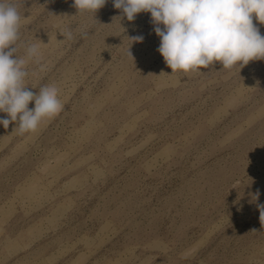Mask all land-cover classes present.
I'll return each instance as SVG.
<instances>
[{"label": "rangeland", "instance_id": "obj_1", "mask_svg": "<svg viewBox=\"0 0 264 264\" xmlns=\"http://www.w3.org/2000/svg\"><path fill=\"white\" fill-rule=\"evenodd\" d=\"M14 2L64 107L0 125V264H264V60L171 74L150 13Z\"/></svg>", "mask_w": 264, "mask_h": 264}, {"label": "clouds", "instance_id": "obj_2", "mask_svg": "<svg viewBox=\"0 0 264 264\" xmlns=\"http://www.w3.org/2000/svg\"><path fill=\"white\" fill-rule=\"evenodd\" d=\"M107 3L108 0H72L77 13L89 12L94 17ZM112 4L120 10L116 16L120 23L125 18L133 22L138 14L150 13L153 31L160 38L157 51L171 74L202 72L217 62L223 69L241 70L250 61L264 60V35L254 23L264 25V0H112ZM23 19L26 17L21 16L14 0H0V113L6 114L0 117V125L7 129L15 123L13 131L20 134L35 132L44 120L55 117L64 107L55 84L34 92L26 83L27 65L39 63L41 53L39 45L21 40ZM61 35L67 40L73 38L71 30ZM127 38L132 57L131 46L144 37ZM20 49L23 55H18ZM30 102H34L33 108H29ZM259 196L257 190L252 201H258ZM257 208L264 225V204L258 203Z\"/></svg>", "mask_w": 264, "mask_h": 264}]
</instances>
